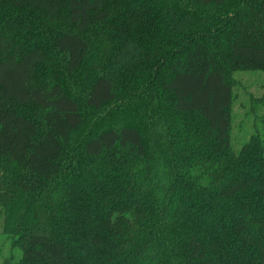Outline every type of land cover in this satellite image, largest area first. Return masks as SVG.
Listing matches in <instances>:
<instances>
[{"label": "trees", "instance_id": "1", "mask_svg": "<svg viewBox=\"0 0 264 264\" xmlns=\"http://www.w3.org/2000/svg\"><path fill=\"white\" fill-rule=\"evenodd\" d=\"M236 71H264V0H0L6 264H264Z\"/></svg>", "mask_w": 264, "mask_h": 264}, {"label": "rangeland", "instance_id": "2", "mask_svg": "<svg viewBox=\"0 0 264 264\" xmlns=\"http://www.w3.org/2000/svg\"><path fill=\"white\" fill-rule=\"evenodd\" d=\"M234 101L230 132L235 150H240L256 132L259 118L264 116V71H236L233 74ZM4 218H0V264L18 261L22 250L13 246L12 238L3 232Z\"/></svg>", "mask_w": 264, "mask_h": 264}]
</instances>
